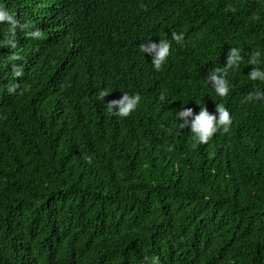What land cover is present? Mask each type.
I'll return each mask as SVG.
<instances>
[{"label": "trees", "instance_id": "obj_1", "mask_svg": "<svg viewBox=\"0 0 264 264\" xmlns=\"http://www.w3.org/2000/svg\"><path fill=\"white\" fill-rule=\"evenodd\" d=\"M52 1L0 0V264H264V0H71L76 35L13 46ZM160 40L157 71L139 46ZM125 93L135 110L109 112ZM216 105L228 130L196 143Z\"/></svg>", "mask_w": 264, "mask_h": 264}, {"label": "clouds", "instance_id": "obj_2", "mask_svg": "<svg viewBox=\"0 0 264 264\" xmlns=\"http://www.w3.org/2000/svg\"><path fill=\"white\" fill-rule=\"evenodd\" d=\"M74 1L79 4H83L85 0ZM31 7H33V5ZM52 7L53 12L50 13L47 17H45L43 20L36 19L37 22L34 23L35 27L26 24L25 21H23L24 18H21V22L17 24V26L19 27L17 37H12L10 30H8L11 37V39H9L8 41H10L13 46H15L16 43H26V52L28 54L34 55L35 52H38L40 49H42L41 46L44 44L43 37L47 38V34L50 36L53 35L52 31L66 36L76 35L78 32L73 31L66 25V22L71 17V0H54L52 1ZM22 9H24L26 15H29V18H31L30 15H32L33 13L28 9L26 4L22 7ZM41 14L42 9L38 11L37 16H40ZM0 20H5L4 24H15V21L11 20V18L8 17L7 13L0 12ZM39 24H44V27ZM182 39L183 37L181 34L172 33V40L180 42ZM139 51L142 53L153 52L154 55L151 63L153 68L159 71L161 65L165 62L167 56L169 55V43L167 41L160 40L159 44L151 42L147 45L141 44L139 46ZM240 60L241 57L239 55V50L236 48H232L230 49L227 58L226 67H224L223 69L218 68L208 76V81L210 80L213 82L212 88L218 96L223 97L227 95L228 86L226 80L224 79V75L227 73L229 68H236L238 66V63L234 62H239ZM249 62L253 64L257 63L255 58L251 59ZM248 79L264 81V70L253 68L248 73ZM106 94L107 93L105 91H100L97 94V99L102 100V98ZM260 96L261 93L257 92L255 96L249 98L257 99ZM161 99H163V97H161ZM139 100V95L133 94L129 96L127 93H125L119 100L106 102V108L109 112H114L115 115L125 117L128 116L130 112L135 110ZM216 112L218 113V117L209 114L205 107H200L198 114L194 116V119L191 121V130L194 141L196 143H206L212 137V135L217 132L218 129L223 131L228 130V127L231 123V117L228 111L223 106L216 105ZM177 115L179 117H188L192 115V109H182L177 112ZM181 126L184 127V124H181ZM85 159L90 162V158L86 157ZM153 260L155 262V258H153ZM35 264L40 263L37 262Z\"/></svg>", "mask_w": 264, "mask_h": 264}]
</instances>
